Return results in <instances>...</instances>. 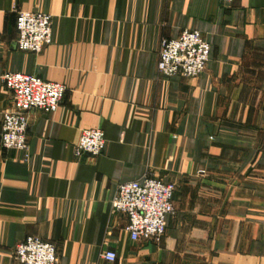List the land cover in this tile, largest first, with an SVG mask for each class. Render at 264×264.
I'll use <instances>...</instances> for the list:
<instances>
[{
  "label": "crops",
  "instance_id": "0c3cea01",
  "mask_svg": "<svg viewBox=\"0 0 264 264\" xmlns=\"http://www.w3.org/2000/svg\"><path fill=\"white\" fill-rule=\"evenodd\" d=\"M20 9L52 15L40 53L18 48ZM185 28L210 43L207 67L162 76L161 40ZM6 72L67 90L56 112L29 113L28 158L0 137V264L29 235L58 264H264V0H0V133ZM91 128L105 150L78 157ZM144 176L175 185L159 244L112 212L118 185Z\"/></svg>",
  "mask_w": 264,
  "mask_h": 264
},
{
  "label": "built area",
  "instance_id": "2783aa9c",
  "mask_svg": "<svg viewBox=\"0 0 264 264\" xmlns=\"http://www.w3.org/2000/svg\"><path fill=\"white\" fill-rule=\"evenodd\" d=\"M232 3L236 0H221ZM52 15L39 10L17 11L18 48L40 53L52 42ZM211 56V45L198 29L185 28L176 38H163L157 69L162 76L198 77L206 69ZM12 92L9 108L3 111L1 144L6 149L25 152L29 157V113L41 110L56 112L65 95L64 83L48 80L26 72H6L2 76ZM106 147L105 132L101 128L84 129L75 145V154L98 156ZM175 185L154 176L121 182L112 200V212L128 217L126 230L132 240L162 242L167 232L168 217L174 213ZM14 259L18 264H58L57 245L36 235H29L16 245ZM104 258L114 261L117 253L107 250Z\"/></svg>",
  "mask_w": 264,
  "mask_h": 264
}]
</instances>
